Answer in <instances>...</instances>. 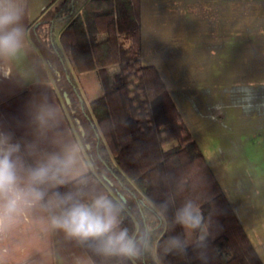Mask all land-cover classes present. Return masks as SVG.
Masks as SVG:
<instances>
[{
    "label": "trees",
    "instance_id": "obj_1",
    "mask_svg": "<svg viewBox=\"0 0 264 264\" xmlns=\"http://www.w3.org/2000/svg\"><path fill=\"white\" fill-rule=\"evenodd\" d=\"M76 2L64 0L57 7L44 36L37 30L44 23L39 21L36 42L70 116L80 127L83 124L93 129L111 174L132 191V215L121 216V226L138 231L148 208L164 225L156 244L159 263L202 264L191 247L187 255L165 256L161 251L168 236H184L183 230L171 222L176 208L192 199L200 205L208 224L207 264H263L159 69L142 63L141 0H88L78 11ZM60 16L71 18L60 33V42L76 72L97 70L100 74L104 93L88 106L54 38L53 20ZM101 34L105 36L101 38ZM112 65L120 67L113 79L107 72ZM87 181L88 188L106 189L96 171H91ZM137 200L147 202L143 214ZM165 202L168 211L166 218H161L159 206ZM84 246L95 264H120L119 258L99 256ZM124 264L158 262L149 260L146 254L141 261Z\"/></svg>",
    "mask_w": 264,
    "mask_h": 264
},
{
    "label": "crops",
    "instance_id": "obj_2",
    "mask_svg": "<svg viewBox=\"0 0 264 264\" xmlns=\"http://www.w3.org/2000/svg\"><path fill=\"white\" fill-rule=\"evenodd\" d=\"M63 1L32 0L26 21L31 51L18 64L17 70L29 73L33 81L46 80L57 103L64 109L67 124L76 131L66 100L43 51L36 42V25L44 15L54 11ZM86 1L88 0L81 4L76 2V10L78 11ZM70 20L71 18L66 16L53 20L54 38L77 79L76 84L81 95L89 105L91 100L104 93V88L100 83L101 87L95 88L96 92L93 94L91 88L97 87L95 78L90 76L85 83L79 80V75L76 76L78 72L62 49L60 33ZM141 25L142 63L145 64L148 59L147 64L155 65L161 75L160 66L164 67L165 64L156 62L154 56L171 57L177 53L178 48L181 49L184 39L191 44H198L200 38L206 39V45L210 49L207 56L208 91L205 98L198 97L194 104L200 108H205L206 105V118L201 119L205 120L208 135H229V121L235 119L239 121L242 133L245 134L249 126L252 134L264 135V0H141ZM104 36L105 34L100 35L101 38ZM117 66L119 65H112L108 69ZM117 71L118 69L114 70L112 75ZM93 72L99 75L97 70L79 74ZM236 83L241 93L238 97L231 93L227 95L226 89ZM89 91L91 94H88ZM45 94L50 95V90L43 84L24 82L18 76H0V126L14 131L17 138L27 136L31 139L28 126L29 108L34 99H39ZM193 137L195 138L194 135ZM195 140L198 143L196 138ZM206 158L264 264V198L261 199L264 196V186L255 190L253 202H248L247 197L244 200L238 197L232 199L215 170V160L208 155ZM92 170L96 171L94 168ZM134 186L142 193L138 185ZM129 214L132 215L131 209L126 206L121 216ZM153 220L158 222L156 215L145 208L141 219L143 224L138 223V231L144 227L146 221ZM162 232L163 228L157 230L152 251L147 254L149 260L158 264L160 263L156 255V244ZM5 243L10 249L8 264H95L84 245L67 239L62 232L43 233L38 228H22Z\"/></svg>",
    "mask_w": 264,
    "mask_h": 264
},
{
    "label": "clouds",
    "instance_id": "obj_3",
    "mask_svg": "<svg viewBox=\"0 0 264 264\" xmlns=\"http://www.w3.org/2000/svg\"><path fill=\"white\" fill-rule=\"evenodd\" d=\"M31 4L32 0H0V76H18L50 90V95L30 105L31 139L17 138L14 131L0 126V264H8L10 256L5 242L22 228L62 232L99 256L119 258L120 264L141 261L152 251L154 236L164 225L146 221L135 232L121 226V213L129 206L132 191L111 174L95 132L83 124V131H73L46 80L33 81L29 73L17 70L31 51L26 23ZM93 168L106 189L87 187ZM146 205L136 201L141 214ZM167 211L168 202L159 206L161 218ZM171 223L184 236H168L163 255H187L191 247L196 258L207 264L209 232L200 205L186 200L176 208Z\"/></svg>",
    "mask_w": 264,
    "mask_h": 264
},
{
    "label": "rangeland",
    "instance_id": "obj_4",
    "mask_svg": "<svg viewBox=\"0 0 264 264\" xmlns=\"http://www.w3.org/2000/svg\"><path fill=\"white\" fill-rule=\"evenodd\" d=\"M83 1L77 0V4H81ZM56 9L57 7L54 11L49 12L40 19L44 23L40 25L38 30L43 36L49 30V24L51 23L53 14L57 11ZM205 40L204 38H200L198 44H191L190 41L184 39L181 49L178 48L176 54L171 57L157 55L153 58H155L156 62H163L165 64L164 67L160 66V68L162 70V77L166 80L167 86H169L168 89L170 88L169 92L190 132L198 140L204 155H208L215 160L217 166V168L215 166V170L220 176L226 192L232 199L238 197L244 200L247 197L248 202L250 200L253 202L255 190L262 189V186H264V135L252 134L250 132L251 127L249 126L246 128L245 134L242 133L237 119L229 121V135L224 137L207 134L205 120L201 119L202 117L206 118L204 114L206 112V105L205 108H200V106L194 104V101L198 97L205 98L208 91L206 87L207 56L210 49L206 45ZM146 60L145 64L148 62V59ZM116 69L119 71V66L107 70L110 78L115 76L112 73ZM78 75L79 80L84 83L90 76L95 78L97 87L93 86L91 88L93 94L96 92L95 88L101 87L100 74L98 75L96 72H93L85 75L77 73L76 76ZM227 91V95L231 93L235 97H238L237 95L241 93V89L237 83L227 88ZM262 91L264 92V89ZM91 92L89 91L88 94H91ZM84 103L88 106L85 99ZM71 118L76 130L83 131L77 124V119ZM263 198L264 196L261 197V199Z\"/></svg>",
    "mask_w": 264,
    "mask_h": 264
}]
</instances>
